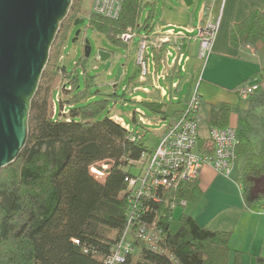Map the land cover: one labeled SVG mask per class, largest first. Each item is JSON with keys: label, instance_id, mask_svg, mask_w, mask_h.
Wrapping results in <instances>:
<instances>
[{"label": "trees", "instance_id": "obj_1", "mask_svg": "<svg viewBox=\"0 0 264 264\" xmlns=\"http://www.w3.org/2000/svg\"><path fill=\"white\" fill-rule=\"evenodd\" d=\"M260 3L264 0H246ZM82 0H71L65 18L59 23L50 46L48 59L29 102L27 137L17 158L0 170V264H107L123 237L132 246L121 264H239V253L232 252L230 233L212 231L199 225L190 215L172 217L181 202L197 204L202 197L197 179L181 181L175 189L158 195L159 200H144L140 212L133 211L128 185L124 179L133 174L132 163L144 151L145 133L131 141L128 132L106 112L108 100L90 98V77L83 70V87L78 75L60 66L61 50L80 11ZM143 6H148L144 24L138 25ZM153 1L124 0L117 19L92 13L88 25L111 42L120 43L119 35L128 29L152 28ZM234 48L264 47V10L251 12L230 29ZM84 48V45H83ZM85 50L75 63L86 61ZM59 69L68 86L62 85L67 113L53 112L51 96ZM58 70V71H57ZM135 65L129 80L137 78ZM264 76V68L248 80ZM64 86V87H63ZM60 87V86H59ZM68 88V89H67ZM60 93V91H59ZM58 106L62 98L57 99ZM239 110L235 128V162L245 203L264 204V96L258 90ZM146 109L166 118L162 104L140 102ZM180 111H174L176 117ZM230 107L220 103L210 107L209 127L229 124ZM132 127L136 117L131 116ZM208 139L199 141V151L212 155ZM105 166V168H103ZM102 173L97 177L91 169ZM259 188V190H257ZM257 190V191H256ZM173 205V208L172 206ZM147 206V207H145ZM153 223L160 231L157 252L135 237L137 221ZM76 241V242H75ZM232 261L230 262V254ZM256 264H264L256 258Z\"/></svg>", "mask_w": 264, "mask_h": 264}, {"label": "crops", "instance_id": "obj_2", "mask_svg": "<svg viewBox=\"0 0 264 264\" xmlns=\"http://www.w3.org/2000/svg\"><path fill=\"white\" fill-rule=\"evenodd\" d=\"M187 1L199 6L196 18L193 16L187 18V15H185V11H187L185 0H179V8L174 7L177 8L175 11L168 12L163 9L161 23L156 24L158 27H155L154 23H152L151 29H154L156 33H162L169 28H176L175 31L188 30L190 32L189 37L192 38L196 29L205 22L206 11H208L210 22L218 21L210 55L206 62L201 65L202 69L205 66L204 72L202 76L201 74L197 76L193 89L197 91L201 98L198 121L199 124L200 120H205L207 123L210 107L225 103L229 105L231 110L228 126H235L237 112L247 106L246 100L241 99L235 93L236 88L242 83L257 84L258 91L264 96V76L248 80L251 75L264 68V47L257 43L255 47L234 48L230 44V29L234 23L242 22L251 12L264 10V6L260 3L246 0ZM153 3V21L156 22V1L153 0ZM193 8L195 9L196 7ZM193 24H198L197 28ZM197 46V42L194 39L183 43L182 49L178 54L182 58H186L184 70H180L177 66L171 67V59L174 52H171V56L166 57L167 45L153 50L157 64L156 72H165L167 74L165 78L159 77L158 74L154 77L159 89L168 92L170 85L176 81L179 82V90L182 83L186 84L189 81L193 83L195 80L194 74L197 71L195 68L199 66L198 63L200 62L196 58ZM122 66L123 74L125 67L124 65ZM161 80L166 82L167 90L159 86L158 83ZM147 82L151 84V79L148 78ZM145 89L149 93L148 89ZM179 93L180 91L177 92L176 99L169 101L165 96L161 97V92L158 91L160 100L152 101L149 98L143 102L162 104L166 100L167 102L186 103L188 97L180 98ZM188 93L190 94V91ZM137 98L140 97L138 96ZM138 101L142 102L140 99ZM52 105L54 114L59 113L56 102H52ZM63 106L67 111V107ZM181 110L182 108L175 107L171 112L170 119L173 118L172 114L174 111ZM66 111L63 110L62 113ZM117 119L120 118L117 117ZM205 128L207 129V135L203 139L208 138L209 126L207 125ZM237 167V162H235L232 177L230 178L214 174V171L209 166L203 167L197 177V183L202 190V197L197 204H192V207L186 209L187 214L206 229L230 233L228 245L232 252L239 253V264H256V258L264 259V204L254 201L245 203L237 176ZM256 187L264 188V180L257 181ZM188 204L190 203H186L185 206ZM231 261L232 253L230 254Z\"/></svg>", "mask_w": 264, "mask_h": 264}, {"label": "built area", "instance_id": "obj_3", "mask_svg": "<svg viewBox=\"0 0 264 264\" xmlns=\"http://www.w3.org/2000/svg\"><path fill=\"white\" fill-rule=\"evenodd\" d=\"M124 0H91L90 11L94 15L102 16L111 20L117 19L120 13L121 5ZM205 22L196 29L195 35L189 37L190 32L175 31V28H169L162 33L152 31L149 26H144L138 32L132 29L121 33L119 40L124 44H129L135 35L140 36L139 44L136 48L135 63L138 67L137 81L146 83L151 79L153 87L161 92V97L167 100L177 98L179 82L172 83L168 92L158 88L154 77L165 78V72H156V60L153 50L163 46H168L165 55L171 56V67H178L184 70L186 58H182L180 53L183 43L194 39L197 42L196 58L204 64L210 55L211 45L214 39L218 21L210 22L208 11L205 12ZM142 31V32H141ZM61 59V58H60ZM64 87V86H63ZM258 90L257 84L242 83L235 93L243 100H246L252 93ZM143 91L147 92L146 89ZM59 91L56 93L58 99ZM54 103V102H53ZM201 98L196 90L190 92L186 101V106L180 111L178 116L169 119L160 125L158 132L157 145L151 150L144 151L139 158L132 163L133 174L125 177L124 181L128 185L130 200H134L133 211L140 212L144 200H153L158 202V195L167 192L169 189H175L181 181L197 179L203 167L209 166L217 174L224 178L232 177L235 163V128L226 126L224 128H208V144L212 146V155L208 156L199 151V107ZM136 117L137 130L132 125L124 124L117 117H111L117 121L128 132L131 141L139 140L149 124L143 116ZM207 144V145H208ZM91 171L101 176L102 173L92 168ZM185 206L184 202L180 203ZM173 208V205H171ZM147 207V206H145ZM144 209V207H143ZM134 214L129 221H137L135 228V237L140 239L150 250H157V242L160 238V231L153 223L145 224L138 221V215ZM126 230L123 237L117 243L116 248L107 260V264H121L124 261L125 254L132 252V246L125 240ZM76 242V241H75Z\"/></svg>", "mask_w": 264, "mask_h": 264}, {"label": "rangeland", "instance_id": "obj_4", "mask_svg": "<svg viewBox=\"0 0 264 264\" xmlns=\"http://www.w3.org/2000/svg\"><path fill=\"white\" fill-rule=\"evenodd\" d=\"M151 1V0H144ZM153 1V0H152ZM156 1V12H155V20L154 17L152 23H154L155 27H158L156 24L161 23V19L163 17V9L168 11H175L179 5V0H154ZM187 11H185V15L187 18L189 16H193L196 18L199 6H195L194 3H189L185 0ZM91 0H82L80 7V11L77 12L76 17L79 20H82V23H78L77 25H73L67 35V38L64 42L63 48L61 50V59H59L60 66L65 67L67 71L75 70V73L78 75V83L82 88L83 86V70L90 77H93L91 80L92 86L90 88V98L92 96L96 97V99L101 98V95L105 94V97L108 102L106 106V112L110 117H118L124 123L132 125L131 116L134 113L135 116H143V118L149 123L145 125V129L143 134L144 136V144L148 148H154L157 145L158 141V132L160 125L162 123L167 122L170 119L171 112L175 107L184 109L185 103H177L176 101L167 102L166 100L162 103V108L165 110L167 116L166 118H162L157 113H153L146 109L138 99L142 102L147 99H151L152 101H158L159 95L158 91L151 85L149 82L139 83L137 78L134 80H129L133 69L136 65V48L140 41V36L135 35L129 44H124L120 41V43L111 42L108 38H106L102 33L96 31L93 27L88 25V16L91 13L90 11ZM193 7H196L195 9ZM179 8V7H178ZM149 7L143 6L141 9V13L138 19V25L142 26L144 24V19L146 17L147 11ZM187 12V13H186ZM196 26L198 24H193ZM195 28V29H196ZM176 29V28H175ZM78 34L76 35V32ZM154 31V29H152ZM142 32V31H141ZM84 39L88 41L89 54L86 58V61L81 66H76L75 63L78 61L80 56L83 53V43ZM106 52L110 54L109 62L110 67L107 70H104V62L100 60L99 53ZM199 66L195 68L196 73L194 74L195 80L193 83L187 82L182 83L180 85V98L189 97L188 91L192 92L195 84L196 78L201 74H203L205 66L202 69V62L200 61ZM124 65L125 70L123 74L119 77V79L115 80V72L117 66ZM58 71V70H57ZM58 76L61 77L60 82H57L55 85L51 100L56 102L58 106L56 93L60 91L59 97L62 98V102L60 106H58V112L62 113L63 110L66 111V108L63 106V102L65 101L64 94H61L62 84H66L69 87L67 79L64 77L63 71L59 69ZM61 83V84H60ZM159 86L165 88L167 90V84L165 81H159ZM60 86V87H59ZM147 88L149 93L144 92L143 89ZM68 89V88H67ZM63 90V89H62ZM157 91V92H156ZM140 98H137V97ZM161 102V101H160ZM66 107V106H65ZM68 109V108H67ZM59 112V115H63ZM67 111L64 113L66 114ZM207 123L205 120H200L199 124V141L203 140L207 135V129L205 128ZM137 130V126L134 127ZM105 168V166H103ZM214 174H216L214 172ZM97 176V175H96ZM101 178V176H97ZM192 204H188L186 206H177L172 210V217L178 218L181 213L187 214V209L192 207Z\"/></svg>", "mask_w": 264, "mask_h": 264}, {"label": "water", "instance_id": "obj_5", "mask_svg": "<svg viewBox=\"0 0 264 264\" xmlns=\"http://www.w3.org/2000/svg\"><path fill=\"white\" fill-rule=\"evenodd\" d=\"M70 2L0 0V170L17 158L25 144L29 102ZM84 50L88 56L87 39ZM99 56L107 70L110 54L101 51ZM122 69V65L117 66L115 80Z\"/></svg>", "mask_w": 264, "mask_h": 264}, {"label": "flooded vegetation", "instance_id": "obj_6", "mask_svg": "<svg viewBox=\"0 0 264 264\" xmlns=\"http://www.w3.org/2000/svg\"><path fill=\"white\" fill-rule=\"evenodd\" d=\"M73 26V25H72ZM83 45H84V43H83Z\"/></svg>", "mask_w": 264, "mask_h": 264}]
</instances>
